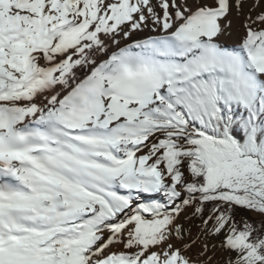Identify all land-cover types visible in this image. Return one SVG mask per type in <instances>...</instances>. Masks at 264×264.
Segmentation results:
<instances>
[{
  "label": "snow or ice",
  "instance_id": "6c2138e0",
  "mask_svg": "<svg viewBox=\"0 0 264 264\" xmlns=\"http://www.w3.org/2000/svg\"><path fill=\"white\" fill-rule=\"evenodd\" d=\"M0 264H264V0H0Z\"/></svg>",
  "mask_w": 264,
  "mask_h": 264
}]
</instances>
